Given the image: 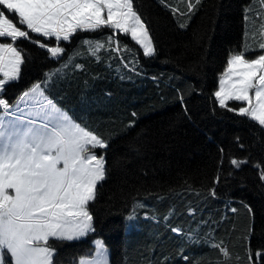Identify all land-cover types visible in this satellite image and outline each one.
Returning a JSON list of instances; mask_svg holds the SVG:
<instances>
[{"label":"trees","instance_id":"16d2710c","mask_svg":"<svg viewBox=\"0 0 264 264\" xmlns=\"http://www.w3.org/2000/svg\"><path fill=\"white\" fill-rule=\"evenodd\" d=\"M165 3L169 7L160 0H134L153 36L158 49L156 57H144L130 36L118 35L121 55L129 56L123 51L125 45L137 53V71L143 70L140 75L128 72L123 62L116 59L109 61L112 64L109 68L103 62L105 52H101L99 63L85 54L78 58V62L85 64V70H70L68 78L48 93L77 123H87L106 135L113 134L109 149L103 150L110 164L125 156L128 161L123 171L110 170L111 176L102 188L98 185L99 195L91 207L96 232L80 242L65 243L62 251L73 257L92 256L95 249L92 240L100 235L111 251V264H158L164 255L169 257L170 264H185L176 252L178 241L170 225H179L185 231L198 228L203 233L211 229L202 221H216L218 224L211 227L215 235L226 238L233 255L231 264H249L246 249L264 255V186L254 167L264 151L256 142L258 137L254 136L252 124L220 109L213 95L229 52L242 50L244 9L249 0H202V6L190 20L170 11L173 7L183 11L186 0H165ZM181 22L187 27L180 28ZM77 35L92 38L97 34ZM0 42H4L2 38ZM248 43L254 42L249 39ZM17 44L24 48L29 59L22 66L20 80L7 86L4 97L10 103L40 79L42 72L56 66L49 63L44 50L30 41ZM121 75L125 78L121 79ZM189 85L196 91L185 94L184 104L188 108L185 117L176 89H188ZM132 112L136 117L131 116ZM133 120L134 127L122 131L123 125ZM237 137L244 149L239 147ZM130 143L143 145L146 148L143 155L136 157L128 147ZM96 151L100 154L102 150ZM249 155L252 162L240 170L228 162L229 158ZM218 173L221 177L220 183L215 184L218 195L205 199L203 194L213 186ZM133 196L145 202L146 207L137 209L139 218L127 227L124 218L131 212ZM231 208L237 211L233 213ZM249 228L251 235L246 238ZM185 254L192 264L201 256L216 258L215 252L202 245H188ZM251 264H264V260L253 255Z\"/></svg>","mask_w":264,"mask_h":264},{"label":"snow or ice","instance_id":"6c2138e0","mask_svg":"<svg viewBox=\"0 0 264 264\" xmlns=\"http://www.w3.org/2000/svg\"><path fill=\"white\" fill-rule=\"evenodd\" d=\"M160 3L169 7L165 0ZM201 6L202 0H186L183 11L176 7L170 11L190 20ZM244 21L242 50L229 52L218 77V90L213 95L220 109L252 124L254 136L258 137L256 142L264 151V0L255 3L249 0L244 9ZM179 27L186 28L187 24L181 22ZM78 33L97 35L84 38ZM119 34L130 36L142 49L144 57L158 55L153 36L134 0H0V38L4 41L0 42V264H75V257L64 258L62 246L80 242L96 232L91 207L99 195L98 185L104 186L103 182L111 176L110 170L123 171L127 156L115 158L110 164L103 150L109 149L113 134L106 135L87 123H77L48 93L68 78L70 70H85V64L78 62L85 54L99 63L102 62L101 52H105L103 62H107L109 68H112L109 61L116 59L118 63L123 62L128 72L140 75L143 70L137 71V53L125 45L123 51L129 56L121 55ZM249 39L261 50L254 56L246 55L255 51ZM18 41H30L44 50L49 63L56 66L42 72L40 79L10 103L4 97L7 86L20 80L22 66L29 59ZM62 43L65 46H61ZM116 70L119 72V68ZM175 78L169 77L170 80ZM152 79L159 82L157 76ZM189 90L196 91L192 85L188 89H176L185 117H188V108L184 100ZM229 102L237 103L229 106ZM136 115L131 113L132 117ZM134 124V120L129 121L122 131H128ZM236 140L244 149L240 138ZM128 147L136 157L146 150L135 143ZM97 149L102 150L100 154ZM219 152L222 165L224 149L219 148ZM228 162L240 170L252 162V157L229 158ZM254 167L264 186V156ZM228 174H232L231 170ZM220 180L218 173L213 186L203 194L205 199L217 197L215 184ZM145 207V202L133 196L131 212L124 218L127 227L133 226L139 218L137 209ZM230 210L237 211L236 208ZM248 211L251 213V208ZM202 222L211 230L201 233L198 228L190 227L185 231L179 225H170V231L177 237L176 252L180 258L185 264H192L185 254L186 247L202 245L215 252L216 258L201 256L196 264H231L233 255L226 238L215 235L211 227L218 222ZM250 235L249 228L246 238ZM92 243L95 254L81 256L78 264H110L105 241L93 239ZM253 255L264 260L260 252L253 254L246 249L249 264ZM158 264H170L169 257L164 255Z\"/></svg>","mask_w":264,"mask_h":264},{"label":"rangeland","instance_id":"374dc122","mask_svg":"<svg viewBox=\"0 0 264 264\" xmlns=\"http://www.w3.org/2000/svg\"><path fill=\"white\" fill-rule=\"evenodd\" d=\"M254 49H255V51H249L248 53H256V52H258L259 50H258V47H256V45H255V43H251L250 44ZM217 90H218V87H217ZM229 103H231V102H229ZM58 106V105H57ZM59 107V106H58ZM61 108V107H60ZM64 110V109H63ZM65 111V110H64ZM66 112V111H65ZM68 114V113H67ZM69 115V114H68ZM70 116V115H69ZM95 239H102V240H104V238L102 237V236H98V237H96ZM106 244V243H105ZM95 246V245H94ZM107 246V245H106ZM108 247V246H107ZM109 249V248H108ZM109 253H110V264H111V251H110V249H109ZM68 253H64V255H65V259H66V255H67ZM95 254V252H93V254L92 255H94ZM90 257V256H89ZM80 258V257H79ZM78 258V259H79Z\"/></svg>","mask_w":264,"mask_h":264},{"label":"flooded vegetation","instance_id":"af4514ba","mask_svg":"<svg viewBox=\"0 0 264 264\" xmlns=\"http://www.w3.org/2000/svg\"><path fill=\"white\" fill-rule=\"evenodd\" d=\"M76 256H77V255H76ZM76 256H74V257H76ZM69 257H73V256H72V255H69V254H67V255H66V259H67V258H69Z\"/></svg>","mask_w":264,"mask_h":264}]
</instances>
